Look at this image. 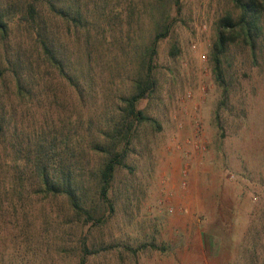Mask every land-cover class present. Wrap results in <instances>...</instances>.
Segmentation results:
<instances>
[{
  "label": "rangeland",
  "instance_id": "rangeland-1",
  "mask_svg": "<svg viewBox=\"0 0 264 264\" xmlns=\"http://www.w3.org/2000/svg\"><path fill=\"white\" fill-rule=\"evenodd\" d=\"M131 1L110 0L103 31L92 30L99 61L80 100L35 36L45 21L51 41L66 55L69 49L78 79L80 31L43 0H0L7 24L0 35V264H264L263 47L252 63L235 55L223 104L211 55L218 20L228 10L238 15L233 0H164L171 26L150 59L151 16L160 11L152 0ZM147 68L155 85L135 110L148 120L127 118L107 199L90 186L91 214L75 217L65 202L34 194L37 180L24 163L39 143L74 159L77 172L102 166V152L82 155L81 138L90 132L112 143L96 132L120 121L121 97L136 92ZM182 238L196 246V259L175 251Z\"/></svg>",
  "mask_w": 264,
  "mask_h": 264
},
{
  "label": "trees",
  "instance_id": "trees-1",
  "mask_svg": "<svg viewBox=\"0 0 264 264\" xmlns=\"http://www.w3.org/2000/svg\"><path fill=\"white\" fill-rule=\"evenodd\" d=\"M61 1L64 0H43L51 15L58 18L65 25L80 31L81 49L77 55L78 62L75 66L78 79L77 77L73 79L72 76L69 49L66 55L65 47L56 43L55 40L51 41L49 35L51 31L48 24L43 20H39L40 22L37 24L36 44L39 46L45 60L59 71L64 80L70 84L74 83L75 90L81 97L80 100H83L84 91L92 86L93 75L91 72L94 64L99 61V57L94 54L97 51V42L91 32L96 28L103 31L101 21L106 19V8L110 0H68V6L66 7L61 5ZM152 1L154 3L152 7L157 8L160 12L158 15L151 16L153 30L149 46L145 49L149 59L152 54H155L158 41L168 36L171 26L169 14V7L171 6L166 8L164 0ZM173 1L177 2L178 0ZM131 2L135 3L136 1ZM233 3L239 11L238 15L233 18L228 10L218 20L211 55L213 77L224 94L221 102L223 104H227V94L231 92L234 84L229 70L233 65L235 55L241 56L243 60L246 59L252 63L256 51H261L262 47L264 49V0H233ZM160 6L161 8L158 9ZM6 30L7 24L3 20V14L0 11V35L2 36ZM16 60L18 62L19 58L17 57ZM19 79L17 77L18 86ZM135 85L136 92L133 95L121 97L125 103L123 112L121 109H117L120 121L113 123L112 129H100L96 132V135L100 137L112 136L111 144L104 145L98 138H91L92 134L90 132H87V136L81 138V142L85 144V147H82L81 150L82 155H88L90 151L95 152L97 150L106 156V160L97 171L87 165L80 167V171L77 172L74 159H70L66 154L64 156H59V154L50 155L51 151L44 143L36 145V151L33 153L30 162L24 163L25 167L31 171L33 177L37 180L36 185L32 188L34 194H41V196L53 202H65L67 209L75 217L81 215V212H84L87 217L91 214L89 209L92 200L90 198V186L95 187L96 185L98 195L103 200L107 199L109 180L115 166L121 163L123 149L118 150V145L121 144L122 137L126 136L131 126L127 123V118L131 117L135 121L148 120L140 111L135 110V103L143 98L146 92L155 85L149 73V68L136 80ZM118 116H116V120ZM116 120L112 119V122ZM87 126H90L89 121ZM3 132L4 128L0 120V134ZM69 150L74 156V147ZM87 158L86 162H88ZM97 173L98 175H96ZM92 180L93 182H91Z\"/></svg>",
  "mask_w": 264,
  "mask_h": 264
},
{
  "label": "crops",
  "instance_id": "crops-1",
  "mask_svg": "<svg viewBox=\"0 0 264 264\" xmlns=\"http://www.w3.org/2000/svg\"><path fill=\"white\" fill-rule=\"evenodd\" d=\"M182 242H180L181 243V245H176L175 246V251L177 250H181L182 251V253H183V255H181V256H186V257H194V259H196L197 257H198V250H197V248H196V246H192V245H190V244H188V242L186 241V242H184L183 241V238H182V240H181ZM174 252V251H173ZM172 252V253H173ZM175 253V252H174ZM174 256L176 257V254H174ZM180 255L177 253V257H179ZM174 259H176V258H174ZM182 260H184V259H182ZM176 261H178L177 259H176ZM181 261V260H180ZM196 261H198V260H196Z\"/></svg>",
  "mask_w": 264,
  "mask_h": 264
}]
</instances>
